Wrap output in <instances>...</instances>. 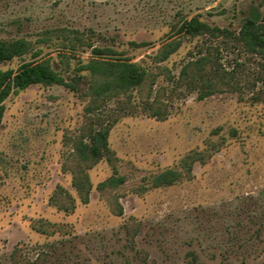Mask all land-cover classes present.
I'll return each instance as SVG.
<instances>
[{
  "label": "rangeland",
  "instance_id": "1",
  "mask_svg": "<svg viewBox=\"0 0 264 264\" xmlns=\"http://www.w3.org/2000/svg\"><path fill=\"white\" fill-rule=\"evenodd\" d=\"M251 5L264 20V0H0V40L40 50L0 69L48 59L73 86L34 84L4 101L0 264H264V54L235 40ZM193 16L232 34L181 35L165 61L147 56ZM76 31L154 80L92 97L82 68L91 49ZM200 55L212 63L181 77ZM90 128L108 129L107 149L82 203L65 169ZM167 170L179 175L156 184ZM59 188L69 210L50 201Z\"/></svg>",
  "mask_w": 264,
  "mask_h": 264
},
{
  "label": "trees",
  "instance_id": "2",
  "mask_svg": "<svg viewBox=\"0 0 264 264\" xmlns=\"http://www.w3.org/2000/svg\"><path fill=\"white\" fill-rule=\"evenodd\" d=\"M260 16L259 7L251 5L235 34V40L246 51L253 54H264V20ZM231 34V31L226 27L212 25L197 16H193L189 19H182L177 26L173 27L172 34L161 44L160 48L147 56L155 62L165 61L181 46V35L189 37L207 35L214 38L220 36L227 38ZM68 35L65 34L64 36L68 37ZM73 40L79 45L91 49L92 57L88 59L82 68L89 73L88 88L91 96L96 99L127 93L134 88L141 87L150 77L151 81L154 80L152 73L140 63L114 57L116 51L111 46H95L91 41H85L84 34L80 31L74 32ZM31 51L34 58L40 52L39 49H34L33 42L25 37L10 41L0 40V64ZM211 63L209 55H200L197 59L190 60L183 65L180 76H185L189 69L201 72ZM34 84H62L73 87L53 69L48 59L24 62L16 70L11 68L0 69V126L5 111V99L13 91L23 90ZM210 84L212 83L209 81H203L205 87H210ZM209 92L211 91L201 90L198 97L203 98ZM107 137V128H90L87 134L81 133L79 135L69 155L72 166L65 170L71 175V185L82 203L88 202L91 188L87 170L103 157L104 150L107 149ZM182 163L183 166L190 168L187 160H182ZM178 175L175 171H164L156 176L155 183H171L173 178ZM110 181L112 185H116V179ZM102 185L103 183L100 184V186ZM60 189L54 192L50 201L60 209L69 210L73 207V198L69 193Z\"/></svg>",
  "mask_w": 264,
  "mask_h": 264
}]
</instances>
